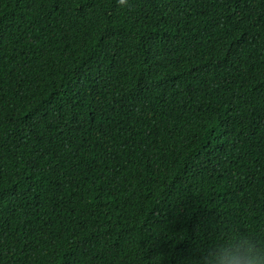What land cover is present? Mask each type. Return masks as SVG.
Returning <instances> with one entry per match:
<instances>
[{
  "label": "trees",
  "instance_id": "16d2710c",
  "mask_svg": "<svg viewBox=\"0 0 264 264\" xmlns=\"http://www.w3.org/2000/svg\"><path fill=\"white\" fill-rule=\"evenodd\" d=\"M264 238V0H0V264H177Z\"/></svg>",
  "mask_w": 264,
  "mask_h": 264
},
{
  "label": "clouds",
  "instance_id": "9594fccd",
  "mask_svg": "<svg viewBox=\"0 0 264 264\" xmlns=\"http://www.w3.org/2000/svg\"><path fill=\"white\" fill-rule=\"evenodd\" d=\"M177 264H264V238L236 228L194 243Z\"/></svg>",
  "mask_w": 264,
  "mask_h": 264
}]
</instances>
